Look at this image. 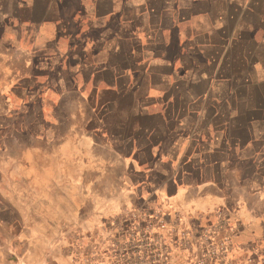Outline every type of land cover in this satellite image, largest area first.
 I'll list each match as a JSON object with an SVG mask.
<instances>
[{"label":"crops","instance_id":"0c3cea01","mask_svg":"<svg viewBox=\"0 0 264 264\" xmlns=\"http://www.w3.org/2000/svg\"><path fill=\"white\" fill-rule=\"evenodd\" d=\"M219 75H264V0H0V264H75L128 208L264 251L259 120Z\"/></svg>","mask_w":264,"mask_h":264},{"label":"rangeland","instance_id":"374dc122","mask_svg":"<svg viewBox=\"0 0 264 264\" xmlns=\"http://www.w3.org/2000/svg\"><path fill=\"white\" fill-rule=\"evenodd\" d=\"M250 19L253 21L255 17L251 16ZM241 51L242 48H234L232 50V57L234 59L233 73H239L242 68V63H240L238 59ZM251 52H253V48L250 47V53ZM255 70H257L256 67ZM250 71H252L251 68ZM226 73L227 72L223 74ZM230 76L231 79L229 76L222 78V76L219 75V78L221 77L220 79L227 80H218L214 85H210L218 90L232 88L234 92L233 103L236 105L237 109L240 110L241 114H246L245 108H241V105L248 106L250 120H259V125L255 123L253 127L250 126V141L253 143L252 151L263 150L264 141L260 140L259 142V137L264 135V109H260L264 107V75ZM232 134L234 137L245 136L238 128H234ZM150 214L151 216L157 214L160 218L164 217L161 211H151L146 208H128L112 216H108L105 221H100L98 224V226H100V236L97 235L99 231L96 225L92 230L95 231V233L93 235L87 234V238L83 240L81 232L87 230L79 227L74 230L78 235L73 239L59 241V243L62 244L59 248L64 251H69L71 260H74L76 262L75 264H129V257L125 255L124 249L126 250V248L129 249L132 247V243H137L139 247L144 246V244L140 245L141 242L137 239V234H143L147 230H160L156 227V220L153 221V219L149 218L151 217ZM147 220H150L149 229H146V224L149 223ZM179 226L181 227L182 225ZM43 259L46 261V264H49L51 261L48 251L45 252Z\"/></svg>","mask_w":264,"mask_h":264},{"label":"built area","instance_id":"2783aa9c","mask_svg":"<svg viewBox=\"0 0 264 264\" xmlns=\"http://www.w3.org/2000/svg\"><path fill=\"white\" fill-rule=\"evenodd\" d=\"M149 218L156 220L160 230L137 234L144 246L132 243L124 249L129 264H264L263 250L248 251L234 244L235 226L224 214L218 213L203 225L192 222L186 227L157 214Z\"/></svg>","mask_w":264,"mask_h":264}]
</instances>
